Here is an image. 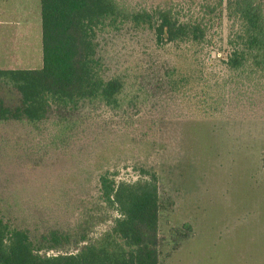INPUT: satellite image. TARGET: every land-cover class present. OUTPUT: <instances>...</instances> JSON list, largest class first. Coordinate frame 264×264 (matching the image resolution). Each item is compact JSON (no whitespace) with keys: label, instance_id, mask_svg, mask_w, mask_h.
<instances>
[{"label":"rangeland","instance_id":"obj_1","mask_svg":"<svg viewBox=\"0 0 264 264\" xmlns=\"http://www.w3.org/2000/svg\"><path fill=\"white\" fill-rule=\"evenodd\" d=\"M213 35L203 57L223 70L226 17ZM98 41L106 75L137 80L149 101L118 114L90 104L53 109L45 131L61 116L87 119L81 141L65 151L30 149L24 141L31 130L0 124V216L33 231L62 226L74 217L65 215L68 198L95 193L98 163L117 167L124 179L137 178L144 166L159 177L160 264H264V100L198 116L170 90L165 71L174 54L156 45L153 30L125 23ZM42 63L40 0H0V68ZM97 215L95 236L107 226L99 224L105 212Z\"/></svg>","mask_w":264,"mask_h":264},{"label":"trees","instance_id":"obj_2","mask_svg":"<svg viewBox=\"0 0 264 264\" xmlns=\"http://www.w3.org/2000/svg\"><path fill=\"white\" fill-rule=\"evenodd\" d=\"M40 4L42 66L0 68V124L31 130L32 137L24 141L30 149L43 144L65 151L72 140L81 141L85 117L61 116L45 131L55 108L90 104L118 114L149 101V91L137 80L130 82L121 72L106 75L99 34L120 30L125 23L153 30L156 45L174 54V63L165 71L167 83L196 115L221 116L236 107L234 101L253 106L264 100V0ZM224 17L229 53L225 69L216 71L205 64L203 54L213 45V33ZM119 171L98 163L95 193L68 198L65 215L74 211V217L62 226H37L33 231L0 216V264H160L158 174L143 166L137 178L124 179ZM101 211L106 217L99 224L107 226L95 236L94 220Z\"/></svg>","mask_w":264,"mask_h":264}]
</instances>
